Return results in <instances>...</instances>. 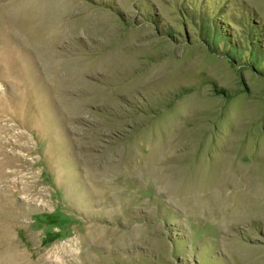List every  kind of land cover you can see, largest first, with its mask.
<instances>
[{
  "label": "rangeland",
  "instance_id": "1",
  "mask_svg": "<svg viewBox=\"0 0 264 264\" xmlns=\"http://www.w3.org/2000/svg\"><path fill=\"white\" fill-rule=\"evenodd\" d=\"M159 151L169 179L125 173ZM0 241V264H264V0H0Z\"/></svg>",
  "mask_w": 264,
  "mask_h": 264
},
{
  "label": "bare ground",
  "instance_id": "2",
  "mask_svg": "<svg viewBox=\"0 0 264 264\" xmlns=\"http://www.w3.org/2000/svg\"><path fill=\"white\" fill-rule=\"evenodd\" d=\"M34 42H39L37 39H34ZM122 48V47H121ZM124 48V47H123ZM128 49V48H127ZM118 52L119 53H122V50H119L118 49ZM136 71V68H135V65H134V67L130 70V74H133V72H135ZM137 71H138V69H137ZM130 74H127V75H130ZM160 79H162V77H160ZM41 127H44V128H47V127H45L44 125H42ZM239 138H241V137H239ZM241 139H243V138H241ZM241 139H239V140H241ZM229 153H234L235 155H232V156H230V160L232 161H234V162H236V160L238 159L239 160V158H240V156H238V155H240V152H236V151H230ZM161 156V157H160ZM153 161H155V163L152 165V166H149V167H145V165H142V167H140V165H136V166H134V167H132V168H128V167H126V168H124V171H125V173L127 172V174H131V175H133V178H134V176H136V172L141 168L142 170L141 171H147V173L149 172H151L152 173V171H154V168H155V166H160L161 167V173L162 174H160V175H163V177H162V179L163 180H167V179H169L170 178V175H168L167 174V172L172 168V167H169L170 165H171V162H176V155L175 154H173V155H170V154H164V152H158L156 155H153ZM159 161H161L160 163H159ZM137 170V171H136ZM155 173H158L157 171H154ZM108 173L109 174H111V173H114L112 170H110V171H108ZM115 173H116V171H115ZM140 173V172H139ZM144 173V172H143ZM126 174V175H127ZM145 174V173H144ZM143 174V175H144ZM140 175V174H139ZM151 176H152V174H150ZM128 176V175H127ZM149 176V175H148ZM130 177V176H129ZM141 177V176H140ZM139 177V178H140ZM127 179H129V178H127ZM131 179H132V177H131ZM136 180V179H135ZM169 182V181H168ZM167 182V183H168ZM117 184V183H116ZM165 184V183H164ZM112 185V186H111ZM119 184H117V185H115L114 183H112V182H110V184H108V187H111L112 189H114V190H116V191H118L117 193L118 194H120L121 192H120V189H119V186H118ZM123 190V189H122ZM121 190V191H122ZM116 196V195H115ZM235 197H239V196H237V195H235ZM234 197V198H235ZM119 198V197H118ZM121 198V197H120ZM233 197L231 196V199H232ZM92 230V229H91ZM90 233V232H89ZM89 233H88V236L90 237V235H89ZM2 240V242H4V239L2 238L1 239ZM137 241H139V239H137V238H134L133 239V243H131V245L132 246H135V245H137ZM1 242V241H0ZM5 243V242H4ZM129 244V243H128ZM12 260H14V258L12 257V256H10L9 255V257L7 258V259H4V257H3V260H2V264H12V263H10ZM17 262V261H16ZM16 262H15V264H16ZM23 264H29L28 262H24Z\"/></svg>",
  "mask_w": 264,
  "mask_h": 264
}]
</instances>
